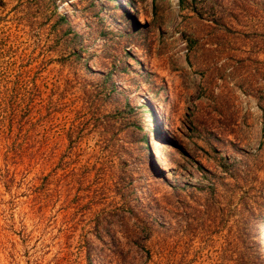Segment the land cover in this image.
<instances>
[{"label": "rangeland", "instance_id": "rangeland-1", "mask_svg": "<svg viewBox=\"0 0 264 264\" xmlns=\"http://www.w3.org/2000/svg\"><path fill=\"white\" fill-rule=\"evenodd\" d=\"M0 264H264V0H0Z\"/></svg>", "mask_w": 264, "mask_h": 264}]
</instances>
